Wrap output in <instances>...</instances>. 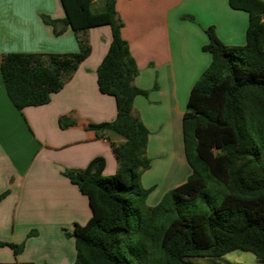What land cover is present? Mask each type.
<instances>
[{
    "label": "trees",
    "instance_id": "trees-1",
    "mask_svg": "<svg viewBox=\"0 0 264 264\" xmlns=\"http://www.w3.org/2000/svg\"><path fill=\"white\" fill-rule=\"evenodd\" d=\"M59 1L62 19L41 18L55 35L71 28L78 50L4 53L0 72L17 109L43 105L90 54L87 31L110 28L96 82L101 93L114 97L116 115L84 127L100 136L111 131L124 140L110 143L117 161L113 174H103L102 156L83 169L64 172L87 194L92 210L84 226L67 233L74 239L72 264H199L190 257L231 251H248L264 260V1L228 0L249 16L242 45H226L213 26L205 28L207 43L202 49L211 60L190 88L181 118L182 149L190 173L154 205L146 202L152 187L140 181L150 166L149 130L133 111L134 98L148 91L133 83L138 67L121 35L115 0H101L99 8L94 0ZM74 124L68 117L61 119L63 127ZM7 193L0 194V201ZM1 246L14 253L22 249V244L3 240Z\"/></svg>",
    "mask_w": 264,
    "mask_h": 264
},
{
    "label": "crops",
    "instance_id": "crops-1",
    "mask_svg": "<svg viewBox=\"0 0 264 264\" xmlns=\"http://www.w3.org/2000/svg\"><path fill=\"white\" fill-rule=\"evenodd\" d=\"M100 5L101 0H94L95 8ZM115 10L122 22L121 35L139 70L133 83L149 89L146 96L134 98L133 111L149 130L146 153L151 163L141 174L142 185L163 186L146 198L147 204L154 205L190 173L186 169L180 181L172 182L168 166L174 142L181 144V118L190 88L211 60L202 49L207 43L205 28L213 26L226 45H242L249 16L245 10L232 8L228 0H115ZM41 15L62 19L60 1L0 0V56L78 50L71 28L55 35ZM87 37L90 54L43 105L17 109L0 72V194L8 191L0 201V240L22 244L18 253L1 246L0 262L72 264L74 239L67 233L84 226L92 210L87 194L64 172L83 169L97 156L105 160L104 175L116 170L110 143L118 144L123 137L113 132L100 136L84 127L87 122L111 121L116 115L114 97L101 93L96 82V68L111 39L110 28H90ZM63 117L75 124L63 127ZM161 153L166 156L152 161ZM162 159L168 175L159 177L155 169Z\"/></svg>",
    "mask_w": 264,
    "mask_h": 264
},
{
    "label": "rangeland",
    "instance_id": "rangeland-1",
    "mask_svg": "<svg viewBox=\"0 0 264 264\" xmlns=\"http://www.w3.org/2000/svg\"><path fill=\"white\" fill-rule=\"evenodd\" d=\"M154 85H156V84H154ZM154 85H153V88H156L157 85H156V87H154ZM145 90L149 91V89H145ZM110 133H112V132L111 131H107L105 133V135L108 134V136H109ZM172 147H173L172 148L173 155H172V158H170L171 162H169V166H168L171 169V171H169V173L173 174L172 175V177H173L172 178V182H178L184 177L185 170L187 169L189 171V167L186 164L185 158H184V155H183L182 139H181V144H180L179 141H175ZM174 148H175V150H174ZM167 150H169V149H167ZM176 155H178V156H176ZM164 156H166V155L161 153L158 157L153 158L152 161H156L159 158L161 159ZM175 156L177 157V160H174V158H176ZM162 160L163 161L160 162V163H162L163 165L161 164L160 166L156 167L157 169H155L156 175L159 176V177H163L162 175H168L167 174L168 172L165 173V171H164V170H166L167 164L166 163L164 164V159H162ZM150 163H151V161H150ZM174 163H175V165H174ZM172 166H173V168H172ZM158 167H160L159 171H158ZM184 167H185V169H184ZM180 169H182V170H180ZM160 174H161V176H160ZM140 181H141V178H140ZM141 184H143L142 181H141ZM162 187L163 186H160V187H157V188H152L151 191L149 192L150 195H152L154 192H157L158 190H161ZM190 260L195 262V263H199V264H207V263H211V264H239V263H243V264H257V263H264V260L258 259L257 257H255L254 254H252L251 252H248V251H231V252H228V253H226L224 255H221V256H193V257H190Z\"/></svg>",
    "mask_w": 264,
    "mask_h": 264
},
{
    "label": "bare ground",
    "instance_id": "bare-ground-1",
    "mask_svg": "<svg viewBox=\"0 0 264 264\" xmlns=\"http://www.w3.org/2000/svg\"><path fill=\"white\" fill-rule=\"evenodd\" d=\"M178 146V145H177ZM179 149V148H178ZM174 150H175V148H174ZM175 152V151H174ZM178 152V151H177ZM176 153V152H175ZM179 154V153H178ZM176 156H178V155H176ZM175 156V157H176ZM171 160V159H170ZM174 160H177V157L176 158H174ZM176 163V162H175ZM175 163H174V165H175ZM181 163V162H180ZM182 165V164H181ZM178 166V165H177ZM175 167V166H174ZM172 168H173V166H172ZM176 168V167H175ZM184 169H185V167H184ZM173 170V169H172ZM180 170H182V169H180ZM174 172V171H173ZM178 173V172H177ZM185 173H186V170H185ZM173 175V174H172ZM179 175V174H178ZM173 178V177H172Z\"/></svg>",
    "mask_w": 264,
    "mask_h": 264
}]
</instances>
